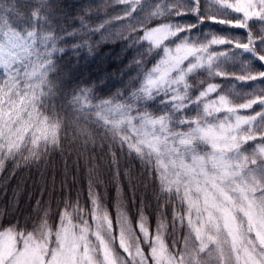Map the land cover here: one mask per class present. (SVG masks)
I'll return each instance as SVG.
<instances>
[{
	"label": "snow or ice",
	"instance_id": "6c2138e0",
	"mask_svg": "<svg viewBox=\"0 0 264 264\" xmlns=\"http://www.w3.org/2000/svg\"><path fill=\"white\" fill-rule=\"evenodd\" d=\"M112 2L120 13L92 25L85 8L80 28L60 35L50 0H32L27 14L0 0V172L7 161L63 153L65 143L107 147L116 178L118 152L138 159L159 185L161 208L173 205V235L177 224L187 228L182 247L166 242L163 212L154 230L142 210L134 224L123 203L113 216L90 180L86 203L77 196L55 214L42 209L31 230L0 228V264H264V70H255L264 68V0ZM190 15L197 23L185 22ZM120 22L134 45H147L144 55L159 58L147 69L134 60L142 71L127 95L65 96L53 78L65 37ZM205 23L246 35L195 31ZM82 46L91 50L85 39L72 51ZM217 80L234 83L225 90Z\"/></svg>",
	"mask_w": 264,
	"mask_h": 264
},
{
	"label": "trees",
	"instance_id": "16d2710c",
	"mask_svg": "<svg viewBox=\"0 0 264 264\" xmlns=\"http://www.w3.org/2000/svg\"><path fill=\"white\" fill-rule=\"evenodd\" d=\"M15 2L18 11L25 14L30 11L32 0ZM50 3L54 25L60 35H63L61 28L68 32L80 28L79 17L85 15V8L89 9L88 20L92 25L122 11V6L115 5L112 0H50ZM184 19L186 23H197L195 16L190 15ZM122 23L110 24L105 31L83 37L79 33L75 37H65L60 44L65 48V52L57 54V73L53 76L65 96L70 97L73 91L80 88H91L96 98H108L118 91L127 95L132 87L137 86L142 71L135 66L134 60L145 61V69L151 68L156 62L158 56L144 55L146 44L143 47L134 45V37L122 32ZM258 27L259 25H253L254 30ZM195 31L222 34L231 31L241 39L246 35L244 30L226 29L223 25L210 23L200 25ZM85 39L91 50L88 46H82L73 52L72 45H83ZM234 70L239 71V67ZM255 70L264 68L257 64ZM199 75L204 77L203 73ZM216 82L224 85L225 90L231 88L234 83L224 80ZM247 89V85H237L235 90ZM60 103L61 101H57L58 106ZM151 107L154 108L155 105ZM256 111H260L258 106L249 110L250 113ZM93 132L95 134V129ZM253 146L254 142H249L245 147ZM118 158V178L113 175L111 154L107 147L101 149L90 145L85 151L79 144L70 148L65 143L63 153L52 152L41 162L16 167L14 161H7L4 170L0 172V228L18 224L21 228L31 230L42 214V209L50 208L55 214L58 207L63 206V201L75 200L77 196L82 203H86L88 184L90 180H94L96 190L113 216L115 206L123 203L134 224L142 210L154 230L163 212L169 226L165 233L166 242L172 248V241L175 239L177 246L182 247L187 228L177 224L173 235V205L161 208L164 199H158L159 185L155 177L138 159L119 152ZM93 168L95 171L90 175Z\"/></svg>",
	"mask_w": 264,
	"mask_h": 264
},
{
	"label": "rangeland",
	"instance_id": "374dc122",
	"mask_svg": "<svg viewBox=\"0 0 264 264\" xmlns=\"http://www.w3.org/2000/svg\"><path fill=\"white\" fill-rule=\"evenodd\" d=\"M247 149L250 151V150L252 149V147H250V148H248V147H247ZM145 250L147 251V249H146V248H145Z\"/></svg>",
	"mask_w": 264,
	"mask_h": 264
}]
</instances>
